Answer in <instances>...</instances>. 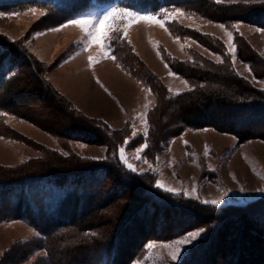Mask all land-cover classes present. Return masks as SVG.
I'll return each instance as SVG.
<instances>
[{"label": "rangeland", "instance_id": "rangeland-1", "mask_svg": "<svg viewBox=\"0 0 264 264\" xmlns=\"http://www.w3.org/2000/svg\"><path fill=\"white\" fill-rule=\"evenodd\" d=\"M211 2L221 7L264 5L262 0H248L247 3L244 0H223V3L211 0ZM32 8L37 11L32 13L29 11ZM112 8L126 9L118 7L116 1H108L90 6L81 14L99 17ZM176 9H180L183 14L178 16L175 22L166 25L169 31H165L155 22L132 21L129 24L126 39H120L121 33H113L116 39L105 41V43L110 44V54L115 56L116 60L110 57L105 58L95 45L86 47L87 41L84 34L76 25H68L60 31H51L50 29L66 24L68 20L59 21L58 14L50 8V4L42 6L28 4L20 8L0 11L5 14L0 16V39L17 43L16 45L25 54L39 63L40 78L46 80L77 110L79 109L74 103L87 117L98 119L101 128L109 133L115 131L112 135L113 142L88 144L43 131L26 120L7 113L5 116H0V174L9 173V171L10 173L28 171L47 159L49 155H53L55 159L58 157L69 159L71 163L85 161L90 166L94 164L117 166L126 173L124 174L129 180L136 178L140 180L139 183L152 188L156 195L160 193L167 198L201 203L203 200L219 199L225 191L231 190L220 206H207L224 209L251 205L256 208L264 203V191H258V189H264V139H253L238 144L235 136L218 132L211 127L199 129L183 127L176 134V126L169 122L171 109L167 112L165 110L162 115L156 114L161 109L159 106L157 111L154 110L155 115L153 114L157 95L155 90L147 84L149 80L145 76L152 74L154 85L156 81L174 95L189 91L198 84L173 72L170 69L169 60L176 59L195 65L201 64L200 62L210 66L223 64L252 87L264 93V31H257V29L264 30V27L244 21L212 20L197 13L191 5L165 7L155 13L127 10L142 15L158 14L160 18H163L164 13H172ZM41 12L45 14L41 15ZM261 20L264 21V17ZM220 24L225 25L227 30L233 32L235 36L238 48L234 65L232 56L226 55L227 36L225 30L219 27ZM89 55L96 58L94 63L100 61L105 64L104 61H107L105 59H108V62L110 60L118 70L122 71L123 74L110 65L106 66L107 68L99 67L104 71L109 70L110 79L104 80L108 85L110 84V87H115L113 96L97 88L90 81L89 75L85 74L88 69ZM216 55L221 56L224 63H217ZM240 55L248 60H242ZM246 65L250 66L251 71L246 68ZM170 71L174 75H169ZM35 97L37 101L29 104L28 107L63 127L64 119L61 114L51 117L52 109L46 107L40 95ZM0 113L6 112L0 111ZM158 126H165V130L156 137L154 132H157ZM145 128L149 131L147 137L149 147L144 150L141 154L143 158L138 161L135 149L145 143L143 135ZM133 131L139 133L135 138L132 136ZM125 139L130 140L127 146L124 144ZM184 141H187V145ZM206 145L208 154H205ZM120 147H125L128 162L137 169L135 173L128 171L119 162ZM64 152H68L69 155L65 156ZM105 156L108 159H102ZM93 157L101 159H92ZM157 180L168 187L181 190V194L174 195L157 189L154 186ZM108 188L111 190L104 192L102 196L108 195L114 201L107 210L103 211L105 219L102 220L107 224L86 233L90 241L108 236L113 231L115 219H118L117 216L123 207L131 205L125 199L133 193L132 186L128 187L129 190L119 185ZM194 188L195 191H193ZM119 191L121 196L118 195ZM184 191H187L188 196L183 194ZM237 227L238 230L231 239L234 250L235 246L242 245L243 256L251 260L259 255L258 247L251 243L247 246L245 242L246 235L248 236L249 231L252 230L243 226L246 234L242 233L241 225L238 224ZM200 228L202 227L191 231H197ZM203 228L207 229L204 238L183 254L180 264L187 263V259L192 257L197 247L199 249L209 236L213 226L207 225ZM131 232L126 231V236H131ZM37 233L24 220L0 221V264H17L16 262L24 254L27 257L19 264H48L46 251L37 247L42 242L41 235ZM187 233L171 239L146 242L130 264L134 262L177 264L171 261L170 253L174 250L171 242L182 238ZM125 241L128 242V239L126 238ZM149 243L154 245L151 249L145 247ZM166 244L170 246L166 248L164 246ZM233 255L234 253H231V256ZM231 256H228L227 260H230ZM224 263L227 264L225 261ZM71 264H78V262L72 261Z\"/></svg>", "mask_w": 264, "mask_h": 264}, {"label": "trees", "instance_id": "trees-1", "mask_svg": "<svg viewBox=\"0 0 264 264\" xmlns=\"http://www.w3.org/2000/svg\"><path fill=\"white\" fill-rule=\"evenodd\" d=\"M106 1L112 0H0V11L28 4H50L58 20L64 22ZM117 4L150 13L170 6L191 5L197 13L212 20L244 21L264 27L261 20L264 5L221 7L211 0H117ZM13 44L0 39V111L59 137L88 144L113 142L114 130L107 132L100 127L98 119L89 118L73 107L40 78L39 63L25 54L17 43ZM169 63L173 72L198 84L189 91L172 95L162 84L155 81L154 85L152 74L145 75L149 80L147 84L157 95L153 114L160 107L156 114L162 115L171 109L169 122L176 126V134L183 127H211L235 136L238 144L264 139L263 92L223 64L210 66L200 62L195 65L176 59ZM35 95H40L46 107L52 109L51 117L61 114L63 127L28 107L37 101ZM164 130L165 126H158L155 136L159 137ZM124 173L111 164L90 166L85 161L71 163L69 159H55L49 155L28 171L0 174V221L24 220L31 225L42 237L37 247L46 251L48 264H71L72 261L130 264L146 242L175 238L207 225L213 226L212 231L186 264H226L224 261L227 264H264V203L256 208L249 205L219 209L195 201L167 198L160 193L156 195L152 188L136 178L129 180ZM114 185L128 190L132 186L133 193L125 199L131 205L123 207L108 236L90 241L85 234L107 224L102 220L105 219L103 211L114 199L102 195ZM238 224L253 231L246 235L245 242L247 246L251 243L258 247L259 255L251 260L243 256L242 245L235 246L234 250L231 242ZM128 230L132 231L130 239L126 236ZM243 232L246 233L244 227ZM26 257L24 254L16 263L23 262Z\"/></svg>", "mask_w": 264, "mask_h": 264}, {"label": "snow or ice", "instance_id": "snow-or-ice-1", "mask_svg": "<svg viewBox=\"0 0 264 264\" xmlns=\"http://www.w3.org/2000/svg\"><path fill=\"white\" fill-rule=\"evenodd\" d=\"M245 3L248 2V0H244ZM264 2V0H262ZM216 3H223V0H216ZM32 13H35L37 10L35 8L29 9ZM163 11V10H162ZM45 13L41 12V15H44ZM183 13L180 9H176L175 12L172 13H164V17L160 18L158 14H139L135 12H131L127 9H117L112 8L110 10H106L101 16L95 17V16H88L81 14L78 18L75 19H69L66 24H62L57 28L50 29L51 31H60L62 28L67 27L68 25H76L80 28L81 32L84 34V37L87 41L86 47H91L92 45H95L99 48L100 54H102L105 58H111L113 60H116L117 58L115 56H111L110 54V44H106L105 41H111L116 39L115 36H113V33H121L120 39H126L127 38V31L129 24L132 21H150L155 22L158 24L161 28H164L165 31H169V29L166 27L167 24L171 22H175L176 18ZM5 15L4 13H0V16ZM219 27L221 29L225 30V34L227 36V43H226V55L232 56L233 59V65L235 63L236 59V52L238 46L235 43V36L233 32L228 31L225 25L220 24ZM233 27H236L233 25ZM257 31H264L262 29H257ZM238 32V29H237ZM242 35V34H241ZM130 43V41H129ZM183 47V45H181ZM159 55V52L157 53ZM88 66L92 67L93 63L96 61V58L92 55L88 56ZM215 60L217 63H224V60L221 58V56L216 55ZM118 66H120L118 64ZM167 67V65H166ZM246 68L251 71L250 66L246 65ZM235 70V68H233ZM239 75V73L237 72ZM169 75H174L171 71L169 72ZM97 83H100L99 79H96ZM101 87L104 88V85L101 84ZM105 92H108L107 88H104ZM176 95H179V93H176ZM147 108V105L145 106ZM7 113H0V116H5ZM106 124V122H103ZM149 131L147 128H145L143 135L145 137V143H142L135 149L136 151V159L139 161L142 159V153L146 148L149 147V144L147 142ZM139 133L136 131H133L132 136L133 138L137 137ZM130 143V140L125 139L124 144L127 146ZM184 143L187 145V141H184ZM208 148L207 145L205 146V154H208ZM65 156H68V152L63 153ZM115 155V154H114ZM84 159H88V157H83ZM92 159H101L93 157ZM102 159H108L107 156L103 157ZM119 162L130 172L135 173L137 171L136 167L128 162L127 157L125 156V147L119 148ZM157 189H160L165 192L172 193L174 195H180L181 190H177L171 187H168L164 185L160 180H157L154 185ZM195 191V188L193 189ZM231 190L225 191L223 195L219 199H211V200H203L201 203L205 205H212V206H220L224 202V197H227L229 195V192ZM240 191H244V189H240ZM258 191H264V189H258ZM185 196H188L187 191H184L183 193ZM207 229L206 228H200L197 231H191L188 232L186 235H184L182 238L174 240L171 242V247H173V251L170 253L171 261L177 262V264H180L181 257L183 254L190 250L191 247H195L197 244L201 242V240L204 238V235L206 234ZM38 235V233H37ZM154 245L152 243H149L145 245L146 248L151 249ZM166 248L170 245L166 244L164 245ZM134 264H138V262H134Z\"/></svg>", "mask_w": 264, "mask_h": 264}, {"label": "crops", "instance_id": "crops-1", "mask_svg": "<svg viewBox=\"0 0 264 264\" xmlns=\"http://www.w3.org/2000/svg\"><path fill=\"white\" fill-rule=\"evenodd\" d=\"M107 61H104L105 64H102L100 61L94 63L92 65V67H89L88 66V62H87V66H88V69L87 71L85 72V74L87 73V75H89V78H90V81L92 82V84L96 85L97 88L101 89L102 91H104V88H107L108 89V92L110 93V95L112 94L113 96V93H114V88L113 86L110 87V84L108 85V83L104 80H109L110 78V74L108 75V72L109 70H105L104 69H99V67H105L107 68L106 66L110 65L111 67H114L115 70L117 69L116 68V65L114 63H112L110 60L108 62V59H105ZM93 68V69H92ZM118 70V69H117ZM120 73H122V71L119 69L118 70ZM106 72V73H105ZM112 77H113V74H112V71H110ZM101 74V75H100ZM123 74V73H122ZM103 75V76H102ZM119 75V74H118ZM121 76V75H120ZM99 79L100 83H97L96 82V79ZM119 82V80H117ZM115 82V81H114ZM121 82V81H120ZM119 82V83H120ZM101 84L104 85V88L101 87ZM112 84V83H111ZM105 92V91H104ZM74 105L79 109L81 110V108L78 107V105L76 103H74Z\"/></svg>", "mask_w": 264, "mask_h": 264}]
</instances>
